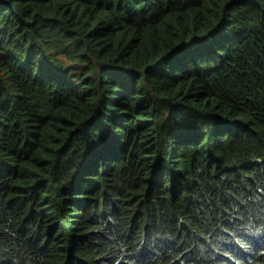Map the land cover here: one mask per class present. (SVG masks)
I'll return each instance as SVG.
<instances>
[{"label": "trees", "instance_id": "trees-1", "mask_svg": "<svg viewBox=\"0 0 264 264\" xmlns=\"http://www.w3.org/2000/svg\"><path fill=\"white\" fill-rule=\"evenodd\" d=\"M0 264H264V0H0Z\"/></svg>", "mask_w": 264, "mask_h": 264}]
</instances>
